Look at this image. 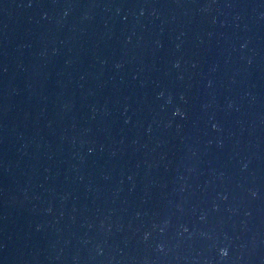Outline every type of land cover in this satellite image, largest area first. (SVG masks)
<instances>
[{"label": "water", "instance_id": "1", "mask_svg": "<svg viewBox=\"0 0 264 264\" xmlns=\"http://www.w3.org/2000/svg\"><path fill=\"white\" fill-rule=\"evenodd\" d=\"M0 264H264V0H0Z\"/></svg>", "mask_w": 264, "mask_h": 264}]
</instances>
